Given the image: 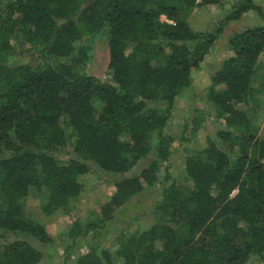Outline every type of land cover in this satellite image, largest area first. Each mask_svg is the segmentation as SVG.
Here are the masks:
<instances>
[{"label": "trees", "instance_id": "1", "mask_svg": "<svg viewBox=\"0 0 264 264\" xmlns=\"http://www.w3.org/2000/svg\"><path fill=\"white\" fill-rule=\"evenodd\" d=\"M223 3L13 0L0 10V264L43 262L34 244L54 239L26 212V200L36 194L46 216L69 215L92 166L113 176L115 192L95 223L70 231L73 239L105 230L132 198L171 184L150 229L75 264H247L264 256V140L250 116L264 72V26L233 34L232 54L212 78L208 99L226 128L186 157L181 184L169 166L175 138L167 128L193 70L230 22L249 12L264 20L251 0L235 5L214 33L193 31L183 17ZM104 31L110 62L100 80L78 70ZM24 47L38 63H25L24 52L16 59Z\"/></svg>", "mask_w": 264, "mask_h": 264}, {"label": "rangeland", "instance_id": "2", "mask_svg": "<svg viewBox=\"0 0 264 264\" xmlns=\"http://www.w3.org/2000/svg\"><path fill=\"white\" fill-rule=\"evenodd\" d=\"M13 0H0V10ZM242 0H224L221 6H206L194 10L188 16L184 15L189 26L195 32L214 33L231 12L232 8ZM253 4L261 7L264 11V0H251ZM166 21L165 17H162ZM264 20L256 13L249 12L242 16L239 21L230 22L224 29L223 34L211 49L199 69L192 72V86L177 100L173 116L167 128V134L175 138L170 159V172L177 184L184 181L183 172L185 159L189 155L204 150L209 140H214L220 130L226 128L224 119L220 118L211 101L208 99L212 78L221 68L223 61L232 53L229 49V41L233 34L244 30L262 27ZM92 58L79 72L88 76L106 80L110 62L108 35L102 32L92 43ZM24 48L16 50L14 56L25 51ZM34 56V55H33ZM30 53H23L21 58L25 63L36 64ZM261 91L255 97V110L250 113L253 126L258 127V138L264 140V72L258 77ZM199 119L200 127L194 132V120ZM69 152V151H68ZM64 154H67L64 152ZM64 160L74 157L73 154L64 155ZM151 158L143 160L136 168L137 171L144 169ZM113 176L98 173L94 166L91 171L81 177L84 186L82 195L73 202L69 215L59 213L48 217L41 210V198L36 194L26 200V212L36 221L43 224L54 242L49 246H43L35 242L34 246L44 254L41 264H66L67 256L71 259L67 264H75L77 258L91 249H109L112 253L119 248L121 237H129L137 232L148 230L154 225V210L161 200L164 186L171 184L161 183L155 188H148L142 194L132 198L124 208L117 213L116 219L108 224L105 230L91 231L86 237L73 239L70 231L84 229L95 223L100 218L101 205L109 200L115 192ZM66 250H69L67 253ZM247 264H264L263 257H254Z\"/></svg>", "mask_w": 264, "mask_h": 264}]
</instances>
